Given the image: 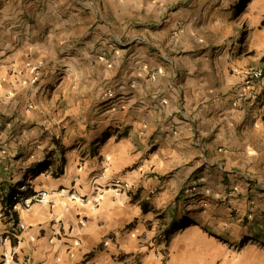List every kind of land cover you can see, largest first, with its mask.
<instances>
[{
	"label": "crops",
	"instance_id": "obj_1",
	"mask_svg": "<svg viewBox=\"0 0 264 264\" xmlns=\"http://www.w3.org/2000/svg\"><path fill=\"white\" fill-rule=\"evenodd\" d=\"M203 2L0 0V233L1 189L50 192L14 264L254 260L233 247L264 231V125L197 41Z\"/></svg>",
	"mask_w": 264,
	"mask_h": 264
},
{
	"label": "rangeland",
	"instance_id": "obj_2",
	"mask_svg": "<svg viewBox=\"0 0 264 264\" xmlns=\"http://www.w3.org/2000/svg\"><path fill=\"white\" fill-rule=\"evenodd\" d=\"M199 17L195 20L203 53L229 75H239L238 97L264 125V20L260 0H203ZM263 70L262 77L252 86L246 84L248 72ZM220 81V80H219ZM219 81L217 83H219ZM256 174V173H255ZM254 179H258L259 175ZM264 178V175H262ZM264 180V179H263ZM26 181L22 182L25 183ZM21 184V183H20ZM264 186V181H261ZM12 187L17 185L11 182ZM259 232V233H258ZM260 243L243 246L235 253L255 256L249 264H264V231L256 230ZM244 255V256H243Z\"/></svg>",
	"mask_w": 264,
	"mask_h": 264
},
{
	"label": "built area",
	"instance_id": "obj_3",
	"mask_svg": "<svg viewBox=\"0 0 264 264\" xmlns=\"http://www.w3.org/2000/svg\"><path fill=\"white\" fill-rule=\"evenodd\" d=\"M43 62L37 61L32 65V74L29 83L36 85L43 74ZM263 75V70L260 68H253L248 72L246 84L252 86L258 81ZM28 109V108H27ZM14 193L12 200L14 205L12 207V214H15L17 219L14 224L4 234L0 233V264H14V252L12 249L8 250L7 246L13 244L14 241H19L21 233L27 229L26 224L18 218L19 213L22 210L29 209L36 203H41L48 200L50 192L45 189H31L28 182L15 185L13 187ZM59 194H62L63 190H58ZM234 192V190H232ZM69 198H74L72 193H66L65 195ZM102 246H107V241L102 242ZM160 256H163L158 252Z\"/></svg>",
	"mask_w": 264,
	"mask_h": 264
},
{
	"label": "trees",
	"instance_id": "obj_4",
	"mask_svg": "<svg viewBox=\"0 0 264 264\" xmlns=\"http://www.w3.org/2000/svg\"><path fill=\"white\" fill-rule=\"evenodd\" d=\"M47 166H49V163L46 164L45 168H47ZM62 173V171L59 169L58 173L52 172V174H59ZM14 188L13 187H9L7 189V191H5L4 189H1L2 191V198H1V205H2V210L4 213H11L12 212V207L14 205V201L12 200V196L14 193ZM170 233H173V231H170ZM168 240V238H167Z\"/></svg>",
	"mask_w": 264,
	"mask_h": 264
}]
</instances>
